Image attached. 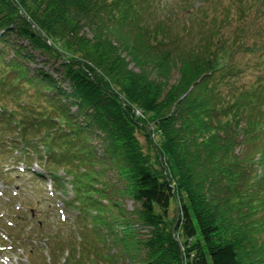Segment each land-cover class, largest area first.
<instances>
[{"label":"trees","instance_id":"trees-1","mask_svg":"<svg viewBox=\"0 0 264 264\" xmlns=\"http://www.w3.org/2000/svg\"><path fill=\"white\" fill-rule=\"evenodd\" d=\"M148 2L0 0V139L70 177L83 224L64 236L37 220L27 238L46 235L49 261H31L264 264V79L238 85L219 56L231 43L176 39ZM138 130L158 133L154 160Z\"/></svg>","mask_w":264,"mask_h":264},{"label":"rangeland","instance_id":"rangeland-1","mask_svg":"<svg viewBox=\"0 0 264 264\" xmlns=\"http://www.w3.org/2000/svg\"><path fill=\"white\" fill-rule=\"evenodd\" d=\"M258 2L259 0H149L147 4L149 5L150 13L152 12V15L148 13L150 20L156 21L160 19L164 25L167 24L172 30L170 31L171 34L175 35L176 39L187 42L191 41L193 45L202 44V39H205L206 42L209 41L215 47V50L216 48H221L224 41L227 44L231 43V53L228 54L226 50H220L219 56L222 61L226 62V60H229L235 68L243 70L238 79V85L242 86L246 84L250 86L259 77L264 79V47L258 51L252 49L260 47L262 36H264V0H262V4ZM257 8L261 10L260 15L257 12ZM213 20H216L214 27L219 26V33L216 35H211L210 33V30L213 29ZM245 27L246 30L242 35L241 29ZM242 38L244 41L243 46L238 47L241 44L238 45L237 41ZM233 39L234 42L236 41V44L232 42ZM57 44L59 45V43ZM34 63L39 65L42 62L36 60ZM128 65L136 69L133 66V62H130ZM53 67L54 63L52 59L44 64V69L49 74L55 76L56 73L53 71ZM177 78L176 69L172 68L168 73L169 82L174 83ZM65 84L63 83L62 86ZM133 112L135 117L143 116L137 108ZM0 128H2L1 123ZM149 128H152V123L148 125V130ZM143 133V131L138 130L136 135L142 145L143 151L149 153L151 159L154 160L156 151L153 146L159 142L160 137L158 133L152 132L151 143H148ZM0 160L2 162L8 160L6 168L9 171L4 177L8 182L7 188L5 192L3 191V196H0V230H3L4 234H6V227L4 225L9 222L18 223L19 226L24 223L26 230L29 228L32 230L36 229L34 225L37 219L46 227L44 230L51 227L60 230L64 236L78 233L80 226L83 224L76 209L68 205V201L74 196L70 177L64 176V172L60 170L54 178L57 181H53L57 193H51L48 190V176L45 175V178H43L35 174L32 175L29 169L23 174L16 172L15 166L20 165L16 164L15 157L6 153L3 156L0 154ZM160 160L161 158H159ZM36 163L35 173L45 174L44 166L47 164L46 159L44 161L36 160ZM156 167L158 168L159 166L157 165ZM14 191L15 195L13 194ZM118 198L121 205L127 209H132L133 202L130 198L125 196ZM62 202H65L63 207L65 221H62L58 217L57 211V208L62 209ZM29 210L33 219H29ZM15 214L24 216L25 219L27 217L30 223L27 224L24 220L16 217ZM169 215H174L173 207ZM50 233L53 232L50 231ZM88 237L91 238V235ZM46 239V235L39 233L24 248L20 247L15 251L12 249L4 250L2 253L6 257L0 259V264H31L26 260V257L29 256L26 248L33 246L35 254L38 252L45 254L48 250L44 243ZM7 242L9 243V241ZM35 254L33 253L32 255ZM63 260L64 258L62 257L60 262ZM34 262L39 264L37 261Z\"/></svg>","mask_w":264,"mask_h":264}]
</instances>
